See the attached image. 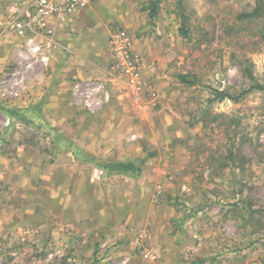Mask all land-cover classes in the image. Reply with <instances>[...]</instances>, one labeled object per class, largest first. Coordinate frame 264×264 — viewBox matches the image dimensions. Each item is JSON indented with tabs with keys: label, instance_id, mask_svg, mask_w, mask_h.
<instances>
[{
	"label": "rangeland",
	"instance_id": "1",
	"mask_svg": "<svg viewBox=\"0 0 264 264\" xmlns=\"http://www.w3.org/2000/svg\"><path fill=\"white\" fill-rule=\"evenodd\" d=\"M85 11L126 34L136 76L112 51L115 84L69 79L51 100L38 95L51 79L39 82L64 76L60 53L44 71L0 64V108L31 121L0 110V264H264V92L211 101L264 86V0H92ZM85 81L107 96L93 112L71 95ZM19 97L45 105L20 109ZM112 161L140 172L98 167Z\"/></svg>",
	"mask_w": 264,
	"mask_h": 264
},
{
	"label": "crops",
	"instance_id": "2",
	"mask_svg": "<svg viewBox=\"0 0 264 264\" xmlns=\"http://www.w3.org/2000/svg\"><path fill=\"white\" fill-rule=\"evenodd\" d=\"M12 4H19L24 7L25 1L0 0V64L2 65L10 62L12 65H15L17 69L22 68V72L32 73L37 68H40V70L43 69L44 71V69L46 70V66L50 65L48 64L49 57H53L56 53H60L62 60H64L63 64H66L65 67H63V64L61 65L63 70L66 68L64 70V76L55 79L53 73H51L49 78L40 80L39 83L43 84L49 83L51 79L52 84L47 85L45 90L38 88V95L42 93V98L46 97L51 100L59 99L61 95L60 92H63L65 88L68 89L65 85L67 86L69 79L84 81L87 79V75L96 77L104 82L115 84L114 80L106 75H110L107 66L112 60V48L108 44V41L111 38L112 32L108 31L106 24H103V22L107 23L109 21L98 19L100 13L95 12L93 16H90V14H87L85 11L87 6L76 13L54 20L52 44L46 45L43 49L44 54L48 57V62L44 67L41 64L32 63L33 60L26 57L27 53L22 45L23 40L17 37L10 28V19L7 14V9ZM89 23L91 27H88ZM20 54L22 57H19ZM19 62H21L20 66L17 65ZM28 63L31 64V66L27 68L26 65ZM27 74L28 73H26L24 77H26ZM22 80L23 77H21L20 81L22 82ZM44 80H46V82ZM15 104L16 107L20 109L28 108L29 106L32 109L37 106L40 108V105H45L44 102L41 101L37 103V106H34L36 104L33 103V101L30 103V100H21L20 97L16 99ZM5 169H7L6 172L1 171V179L7 178V172L10 169ZM33 170L34 168L31 167V171ZM22 180L23 178L19 181ZM33 210L34 207H32V211Z\"/></svg>",
	"mask_w": 264,
	"mask_h": 264
},
{
	"label": "built area",
	"instance_id": "3",
	"mask_svg": "<svg viewBox=\"0 0 264 264\" xmlns=\"http://www.w3.org/2000/svg\"><path fill=\"white\" fill-rule=\"evenodd\" d=\"M25 5L12 4L7 9L10 19L9 26L17 37L23 40L22 45L26 57L32 63L46 66L48 57L44 47L51 45L54 36V20L76 13L87 7L92 0H24ZM116 68L126 72L130 77L136 76L137 63L130 56V45L126 34L117 30L110 38ZM19 57H22L20 54ZM21 65V62L17 64ZM31 64H27L28 68ZM103 94V98L100 95ZM5 94H3L4 96ZM16 96L17 94H13ZM74 100L84 105L86 110L93 112L106 100L103 86L92 81L75 83L71 88Z\"/></svg>",
	"mask_w": 264,
	"mask_h": 264
},
{
	"label": "trees",
	"instance_id": "4",
	"mask_svg": "<svg viewBox=\"0 0 264 264\" xmlns=\"http://www.w3.org/2000/svg\"><path fill=\"white\" fill-rule=\"evenodd\" d=\"M179 80L183 85L187 87L192 86L195 82L194 78H192V81H190L188 76L186 75L179 76ZM251 92H264V86L259 85V84H253L247 90L239 93L236 96H231L227 93H224L218 90H213L212 91L213 98L211 101L218 102V103H221L223 101H231L233 103H237L245 95ZM0 110L10 120H14L15 122H18V123H31V121L23 114V112L11 110L9 108H4V107H1ZM98 167L108 175L132 176V175H138L140 172V168L131 161L105 162V163L99 164Z\"/></svg>",
	"mask_w": 264,
	"mask_h": 264
}]
</instances>
